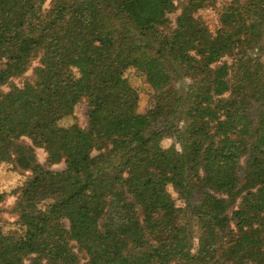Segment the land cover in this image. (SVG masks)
Segmentation results:
<instances>
[{"label":"trees","instance_id":"16d2710c","mask_svg":"<svg viewBox=\"0 0 264 264\" xmlns=\"http://www.w3.org/2000/svg\"><path fill=\"white\" fill-rule=\"evenodd\" d=\"M216 1L0 0V264H264V0Z\"/></svg>","mask_w":264,"mask_h":264},{"label":"rangeland","instance_id":"374dc122","mask_svg":"<svg viewBox=\"0 0 264 264\" xmlns=\"http://www.w3.org/2000/svg\"><path fill=\"white\" fill-rule=\"evenodd\" d=\"M225 0H217L214 4L208 5L202 9H199L196 12V17H198L205 26L208 28L212 35H215L220 27V16L223 8V2ZM180 14V10L176 11L174 14H171L173 22L176 21L177 16ZM255 56L260 57L264 60V51H256ZM131 84L138 90L139 93V111L146 112L152 106V88L145 81L143 77L138 75L134 69L128 70L126 73ZM87 112L88 108L84 103L77 104L75 108V114L77 116L78 122L82 126L87 125ZM73 123V117L68 116L59 121V125L69 126ZM163 146L168 147L172 144H175L177 148H180V145L176 142L174 138L167 137L162 142ZM36 155L41 163H43L46 168L52 169L55 171L62 170L65 165L64 163H58L53 165H47V153L42 148L36 149ZM24 162V161H23ZM26 172L20 169H15L12 163H2L0 165V193H5V199L0 203V213L8 221H13L14 218L7 212L11 209L15 195L13 191L20 185L24 183L27 178ZM172 194L176 197V193L170 188ZM200 232V227L195 225V234L198 235ZM82 264H87L86 260L82 261Z\"/></svg>","mask_w":264,"mask_h":264}]
</instances>
